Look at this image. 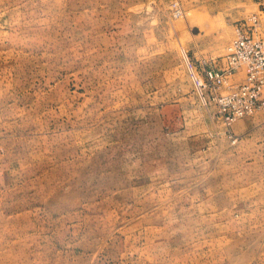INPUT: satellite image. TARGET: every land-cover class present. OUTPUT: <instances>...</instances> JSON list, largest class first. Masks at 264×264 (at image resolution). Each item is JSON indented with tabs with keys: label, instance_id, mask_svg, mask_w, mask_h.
Segmentation results:
<instances>
[{
	"label": "rangeland",
	"instance_id": "1",
	"mask_svg": "<svg viewBox=\"0 0 264 264\" xmlns=\"http://www.w3.org/2000/svg\"><path fill=\"white\" fill-rule=\"evenodd\" d=\"M260 1L0 0V264H264V110L186 63Z\"/></svg>",
	"mask_w": 264,
	"mask_h": 264
},
{
	"label": "built area",
	"instance_id": "2",
	"mask_svg": "<svg viewBox=\"0 0 264 264\" xmlns=\"http://www.w3.org/2000/svg\"><path fill=\"white\" fill-rule=\"evenodd\" d=\"M260 10L264 11V0ZM225 61L223 68L206 67L201 72L186 54L189 76L200 100L215 108V114L230 128L237 120L264 110V16L253 13L238 24ZM243 69L244 75L236 82L235 76Z\"/></svg>",
	"mask_w": 264,
	"mask_h": 264
},
{
	"label": "crops",
	"instance_id": "3",
	"mask_svg": "<svg viewBox=\"0 0 264 264\" xmlns=\"http://www.w3.org/2000/svg\"><path fill=\"white\" fill-rule=\"evenodd\" d=\"M221 68V67H220Z\"/></svg>",
	"mask_w": 264,
	"mask_h": 264
}]
</instances>
